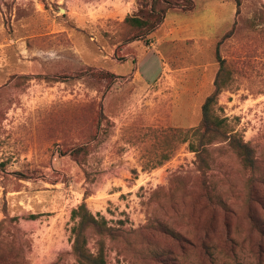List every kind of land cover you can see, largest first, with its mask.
Returning <instances> with one entry per match:
<instances>
[{"label":"rangeland","instance_id":"rangeland-1","mask_svg":"<svg viewBox=\"0 0 264 264\" xmlns=\"http://www.w3.org/2000/svg\"><path fill=\"white\" fill-rule=\"evenodd\" d=\"M175 2L0 0V264H264V0Z\"/></svg>","mask_w":264,"mask_h":264},{"label":"trees","instance_id":"trees-1","mask_svg":"<svg viewBox=\"0 0 264 264\" xmlns=\"http://www.w3.org/2000/svg\"><path fill=\"white\" fill-rule=\"evenodd\" d=\"M176 1V0H174ZM242 0H235L236 5L240 6ZM184 5H182V9L185 13H192L195 10L194 0H183ZM178 3H173V0H152L151 9L149 12L143 17H128L125 20V23L128 24L133 29L137 30L136 35L134 36L133 41L142 40L147 38L155 29L159 27V25L163 22L167 8L177 7ZM180 7V6H179ZM215 94L209 96L203 107H202V123L199 129L195 131L198 135L201 133V136L209 135V134H219L221 136L228 137L227 139L230 141L232 145L237 149L239 154L243 157L244 162L248 165L254 164V156L252 150L249 148L248 144H245L243 141L236 140L235 136H229L230 131H226V121L220 119L218 116L212 113L211 107L215 103V97L220 92L221 86L218 84L217 80L215 82ZM80 209H85V205L80 206ZM77 216V212L73 213V219L75 220ZM87 217L94 223H97L96 220L86 214L81 222L76 225L73 229V232L77 234L76 241L74 243V252L78 257L79 261L83 264H104L103 259L98 260L94 259L89 254H85L81 247L79 246V235L84 225L87 222ZM78 228V232H77Z\"/></svg>","mask_w":264,"mask_h":264},{"label":"water","instance_id":"water-1","mask_svg":"<svg viewBox=\"0 0 264 264\" xmlns=\"http://www.w3.org/2000/svg\"><path fill=\"white\" fill-rule=\"evenodd\" d=\"M61 11H62V12H64V13L66 12V10H65V9H61Z\"/></svg>","mask_w":264,"mask_h":264}]
</instances>
